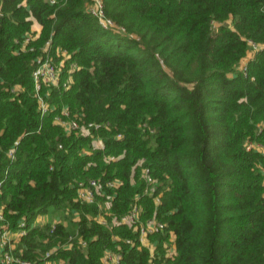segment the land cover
<instances>
[{
  "label": "trees",
  "instance_id": "trees-1",
  "mask_svg": "<svg viewBox=\"0 0 264 264\" xmlns=\"http://www.w3.org/2000/svg\"><path fill=\"white\" fill-rule=\"evenodd\" d=\"M101 2L112 27L93 0H0V224L26 230L14 255L264 264V0ZM47 58L61 84L36 92ZM90 180L102 194L82 202ZM134 204L135 223H112ZM152 218L165 227L142 244Z\"/></svg>",
  "mask_w": 264,
  "mask_h": 264
},
{
  "label": "built area",
  "instance_id": "built-area-1",
  "mask_svg": "<svg viewBox=\"0 0 264 264\" xmlns=\"http://www.w3.org/2000/svg\"><path fill=\"white\" fill-rule=\"evenodd\" d=\"M53 1V0H52ZM90 11L96 15L99 19L101 24L105 27H112L113 24L111 21L104 20L102 18V2L101 0H93V4L91 6ZM27 41V40H26ZM251 47L254 50H257L260 45L254 44L249 42ZM264 46V45H263ZM62 62L59 64L53 63L50 58H47L46 60H39L38 65L32 72V78L35 86V90L40 88L41 85H53V86H59L61 84V68L60 65ZM67 81H65L62 85L64 87L67 86L66 84ZM39 100V106L41 113L44 114L48 110V104L47 102L41 97L38 96ZM63 114L68 115V111L64 108L63 109ZM60 124L66 125L67 128H77L78 124L76 121H70V122H65L62 121L61 119L57 118ZM93 124H90L91 126ZM97 128V125H94ZM102 147V145H100ZM8 154L10 156H13V151L9 150ZM143 174L145 176V183H146V189L145 193H153L155 190V180L152 178V176L149 173L148 169H144ZM108 185L112 186V183H109ZM0 188H1V182H0ZM102 192L100 189H97V182L95 180H90L87 183L84 182H79L78 184V189H77V198L86 203H92L95 200L96 195H101ZM155 202H159V196H156ZM2 210L0 209V222L4 219L3 214L1 212ZM140 213V208L138 207L137 204H134L130 211L121 216L120 218H113L112 223L113 224H128L132 225L138 220ZM101 222L105 223L104 218H99ZM20 227L24 226V222L21 221L19 224ZM165 227V224L162 222L157 221L156 219L152 218L147 220L145 223L141 224V227L139 228V240L142 244H148L146 241V236L147 234L155 233L160 230H163ZM26 233V230L21 229L18 231H12L9 229L8 225L0 224V263L1 264H35L30 260L23 259L19 256H15L12 249H13V240L16 238H19L20 236L24 235ZM84 244V243H83ZM149 248L152 250V247L149 246ZM172 252V250H171ZM47 256L49 253L46 254ZM120 260V255L116 254L114 252L106 251L103 258L102 262L104 264H118ZM151 264H154L153 262Z\"/></svg>",
  "mask_w": 264,
  "mask_h": 264
},
{
  "label": "rangeland",
  "instance_id": "rangeland-1",
  "mask_svg": "<svg viewBox=\"0 0 264 264\" xmlns=\"http://www.w3.org/2000/svg\"><path fill=\"white\" fill-rule=\"evenodd\" d=\"M62 65H63V63L60 65V68L62 69ZM45 220H47V217H41V218H39V222H44Z\"/></svg>",
  "mask_w": 264,
  "mask_h": 264
},
{
  "label": "crops",
  "instance_id": "crops-1",
  "mask_svg": "<svg viewBox=\"0 0 264 264\" xmlns=\"http://www.w3.org/2000/svg\"><path fill=\"white\" fill-rule=\"evenodd\" d=\"M33 29L36 30V31H38V30H39V26H38L37 24H34V25H33ZM40 218H41V217H40Z\"/></svg>",
  "mask_w": 264,
  "mask_h": 264
}]
</instances>
